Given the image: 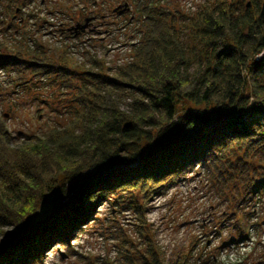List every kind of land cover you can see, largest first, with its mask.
Returning <instances> with one entry per match:
<instances>
[{
    "label": "trees",
    "instance_id": "trees-1",
    "mask_svg": "<svg viewBox=\"0 0 264 264\" xmlns=\"http://www.w3.org/2000/svg\"><path fill=\"white\" fill-rule=\"evenodd\" d=\"M9 1L19 7L28 0ZM137 3L141 40L113 78L102 60L77 73L38 51H7L0 44V69L76 87L77 114L83 113L65 128L66 136L50 129L26 135L18 147L0 118V225L22 231L15 243L0 245V264H46L48 249L58 243L73 253L71 237L85 230L94 207L124 199V192L129 198L122 203L145 227L150 201L197 167L229 201L230 220L264 204V0H217L195 16L180 17L153 0ZM185 32L203 49L194 73L181 39ZM125 87L133 97L128 112L100 93ZM60 183L70 185L75 204L54 207L30 225ZM75 205L84 211L76 213ZM131 264L164 262L151 248Z\"/></svg>",
    "mask_w": 264,
    "mask_h": 264
},
{
    "label": "rangeland",
    "instance_id": "rangeland-1",
    "mask_svg": "<svg viewBox=\"0 0 264 264\" xmlns=\"http://www.w3.org/2000/svg\"><path fill=\"white\" fill-rule=\"evenodd\" d=\"M97 1L98 4L83 0H33L28 4L24 1L19 5L21 13L16 14L18 6L0 0V44L7 51H38L54 65L66 66L77 73L91 70L92 61L102 60L106 74L113 78L116 67L132 60L133 50L141 40V24L136 19L138 3ZM216 1L153 0L177 17L195 16ZM125 3L130 10L115 13L117 5ZM96 11L101 16L86 31L76 34L71 30L96 16ZM181 39L194 73L203 56L202 46L189 33H183ZM48 79L28 71L0 69V118L12 135V147H18L26 135H42L50 129L66 136L65 128L74 126L76 115L83 114H77L81 107L77 101L80 91ZM75 83L83 87V81ZM100 93L104 97L112 95L122 111H129L133 100L131 89L113 88ZM75 133L79 134L80 128ZM211 180L208 173L197 167L167 193L150 201L145 227L137 214L122 203L129 198L127 192L123 193L124 199L112 197L106 203H98L85 230L71 237L73 253L61 243L54 244L48 249L45 263H140L154 248L164 264H264V204L258 206L255 214L243 215L245 211L240 210L239 216L230 220L232 207ZM69 186L63 188L60 183L56 191L47 193V200L32 214L30 225L41 223L54 207L62 211L75 204ZM75 211L82 213L84 209L77 207ZM236 218L240 219V230L234 225ZM21 235L22 231L15 227L0 225V245L15 243ZM241 236L245 238L241 240Z\"/></svg>",
    "mask_w": 264,
    "mask_h": 264
},
{
    "label": "water",
    "instance_id": "water-1",
    "mask_svg": "<svg viewBox=\"0 0 264 264\" xmlns=\"http://www.w3.org/2000/svg\"><path fill=\"white\" fill-rule=\"evenodd\" d=\"M129 5L125 3L124 6H119L118 8L115 9V12H118L119 14H122L124 12L129 11ZM93 18H87L85 20L84 24H77L75 27H73L71 30L74 31L76 34H79L80 32L86 31V29L89 28L90 23L92 22Z\"/></svg>",
    "mask_w": 264,
    "mask_h": 264
},
{
    "label": "flooded vegetation",
    "instance_id": "flooded-vegetation-1",
    "mask_svg": "<svg viewBox=\"0 0 264 264\" xmlns=\"http://www.w3.org/2000/svg\"><path fill=\"white\" fill-rule=\"evenodd\" d=\"M95 1H96L95 3L98 4V1H97V0H95ZM117 7H118V5H117ZM117 7H116V8H117ZM114 11H115V10H114ZM115 13H116V12H115ZM97 19H98V18H97V15L94 16V17H93V21L90 23V25H92Z\"/></svg>",
    "mask_w": 264,
    "mask_h": 264
},
{
    "label": "built area",
    "instance_id": "built-area-1",
    "mask_svg": "<svg viewBox=\"0 0 264 264\" xmlns=\"http://www.w3.org/2000/svg\"><path fill=\"white\" fill-rule=\"evenodd\" d=\"M49 5V4H48ZM52 8H54V7H52Z\"/></svg>",
    "mask_w": 264,
    "mask_h": 264
},
{
    "label": "snow or ice",
    "instance_id": "snow-or-ice-1",
    "mask_svg": "<svg viewBox=\"0 0 264 264\" xmlns=\"http://www.w3.org/2000/svg\"><path fill=\"white\" fill-rule=\"evenodd\" d=\"M225 54H228V53H225Z\"/></svg>",
    "mask_w": 264,
    "mask_h": 264
}]
</instances>
